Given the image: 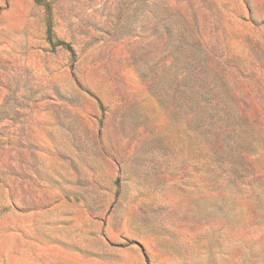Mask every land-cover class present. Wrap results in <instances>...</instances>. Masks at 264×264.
<instances>
[{
  "label": "rangeland",
  "instance_id": "1",
  "mask_svg": "<svg viewBox=\"0 0 264 264\" xmlns=\"http://www.w3.org/2000/svg\"><path fill=\"white\" fill-rule=\"evenodd\" d=\"M0 264H264V0H0Z\"/></svg>",
  "mask_w": 264,
  "mask_h": 264
},
{
  "label": "trees",
  "instance_id": "2",
  "mask_svg": "<svg viewBox=\"0 0 264 264\" xmlns=\"http://www.w3.org/2000/svg\"><path fill=\"white\" fill-rule=\"evenodd\" d=\"M57 44H63V45H65L68 49H71V47L69 46V44H64L63 42H57Z\"/></svg>",
  "mask_w": 264,
  "mask_h": 264
}]
</instances>
